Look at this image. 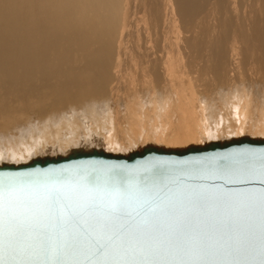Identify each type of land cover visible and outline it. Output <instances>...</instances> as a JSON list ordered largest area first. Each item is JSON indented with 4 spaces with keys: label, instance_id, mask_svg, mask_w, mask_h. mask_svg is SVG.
Returning <instances> with one entry per match:
<instances>
[{
    "label": "bare ground",
    "instance_id": "6f19581e",
    "mask_svg": "<svg viewBox=\"0 0 264 264\" xmlns=\"http://www.w3.org/2000/svg\"><path fill=\"white\" fill-rule=\"evenodd\" d=\"M264 138V0H0V165Z\"/></svg>",
    "mask_w": 264,
    "mask_h": 264
},
{
    "label": "water",
    "instance_id": "95a60500",
    "mask_svg": "<svg viewBox=\"0 0 264 264\" xmlns=\"http://www.w3.org/2000/svg\"><path fill=\"white\" fill-rule=\"evenodd\" d=\"M262 167L264 138L251 137L127 154L80 148L1 164L0 186L17 188V222L0 237V260H83L86 247H72L79 234L109 224L142 230L146 254L136 259L259 264Z\"/></svg>",
    "mask_w": 264,
    "mask_h": 264
},
{
    "label": "snow or ice",
    "instance_id": "6c2138e0",
    "mask_svg": "<svg viewBox=\"0 0 264 264\" xmlns=\"http://www.w3.org/2000/svg\"><path fill=\"white\" fill-rule=\"evenodd\" d=\"M264 175V167L261 169ZM89 184H94L92 177L88 178ZM17 188L12 182L6 186H0V237H3L7 230L16 224L17 212L13 202ZM51 199H59L57 193H50ZM125 207L131 212L134 208L131 202L126 203ZM66 219H70V213H64ZM80 244L86 247L87 258L72 261H37L29 264H200V262L185 261H152L148 259H136L137 253H145L143 247V233L140 229H128L125 225L114 228L109 224L97 231H83L79 234L78 240L73 243V249H78ZM146 254V253H145ZM261 259L259 264H264V194L261 196ZM0 264H5L0 260ZM23 264V262H22Z\"/></svg>",
    "mask_w": 264,
    "mask_h": 264
}]
</instances>
